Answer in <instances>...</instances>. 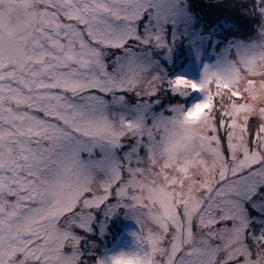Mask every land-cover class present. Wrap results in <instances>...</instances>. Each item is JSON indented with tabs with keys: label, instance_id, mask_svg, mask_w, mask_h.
I'll return each mask as SVG.
<instances>
[{
	"label": "snow or ice",
	"instance_id": "snow-or-ice-1",
	"mask_svg": "<svg viewBox=\"0 0 264 264\" xmlns=\"http://www.w3.org/2000/svg\"><path fill=\"white\" fill-rule=\"evenodd\" d=\"M0 264H264V0H0Z\"/></svg>",
	"mask_w": 264,
	"mask_h": 264
},
{
	"label": "trees",
	"instance_id": "trees-1",
	"mask_svg": "<svg viewBox=\"0 0 264 264\" xmlns=\"http://www.w3.org/2000/svg\"><path fill=\"white\" fill-rule=\"evenodd\" d=\"M198 2L203 3V0H198ZM225 11H230V10L226 9ZM206 13H207L208 15H213V14H214V13H212L210 10H207V9H206Z\"/></svg>",
	"mask_w": 264,
	"mask_h": 264
}]
</instances>
